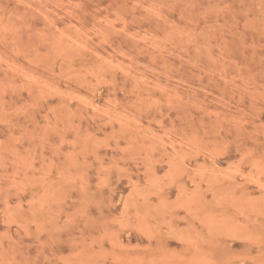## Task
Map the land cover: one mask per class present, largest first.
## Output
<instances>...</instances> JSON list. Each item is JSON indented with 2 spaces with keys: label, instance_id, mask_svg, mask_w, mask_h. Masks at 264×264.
I'll return each instance as SVG.
<instances>
[{
  "label": "rangeland",
  "instance_id": "rangeland-1",
  "mask_svg": "<svg viewBox=\"0 0 264 264\" xmlns=\"http://www.w3.org/2000/svg\"><path fill=\"white\" fill-rule=\"evenodd\" d=\"M0 264H264V0H0Z\"/></svg>",
  "mask_w": 264,
  "mask_h": 264
}]
</instances>
